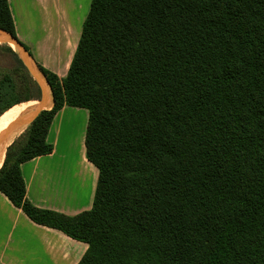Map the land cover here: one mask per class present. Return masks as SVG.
Here are the masks:
<instances>
[{"label":"trees","instance_id":"16d2710c","mask_svg":"<svg viewBox=\"0 0 264 264\" xmlns=\"http://www.w3.org/2000/svg\"><path fill=\"white\" fill-rule=\"evenodd\" d=\"M0 30L18 41L7 0ZM35 65L52 105L6 147L0 193L86 244L78 264H264V0H91L65 78ZM39 100L1 43L0 128ZM64 106L87 111L98 172L72 217L34 207L20 170Z\"/></svg>","mask_w":264,"mask_h":264},{"label":"crops","instance_id":"0c3cea01","mask_svg":"<svg viewBox=\"0 0 264 264\" xmlns=\"http://www.w3.org/2000/svg\"><path fill=\"white\" fill-rule=\"evenodd\" d=\"M7 1L16 38L34 63L65 78L91 0ZM51 105L50 98L47 109ZM25 110L9 117L0 131ZM87 119L86 110L64 106L48 131L52 153L20 166L26 199L34 207L69 217L91 209L98 172L85 158ZM86 250V244L32 223L0 193V264H78Z\"/></svg>","mask_w":264,"mask_h":264},{"label":"water","instance_id":"95a60500","mask_svg":"<svg viewBox=\"0 0 264 264\" xmlns=\"http://www.w3.org/2000/svg\"><path fill=\"white\" fill-rule=\"evenodd\" d=\"M5 43L12 47V49L17 53L24 66L30 75L35 79L41 92L40 100L38 101L41 105L38 107L36 114L30 120H21V115L19 118L8 126V128L0 133V149L2 147L6 148L12 140L28 125H30L34 119L40 114L41 111L46 110L42 106V99L44 92L42 89V84L40 83L39 76L37 74L36 65L28 52L23 48V46L15 40L10 34L5 31L0 30V44ZM40 109V110H39Z\"/></svg>","mask_w":264,"mask_h":264},{"label":"rangeland","instance_id":"374dc122","mask_svg":"<svg viewBox=\"0 0 264 264\" xmlns=\"http://www.w3.org/2000/svg\"><path fill=\"white\" fill-rule=\"evenodd\" d=\"M12 48V47H11ZM37 70V74L39 76V79H40V83L42 84V89H43V92H44V96H43V99H42V107L44 109H47V105L50 103V90L48 88V85L44 79V77L39 73L38 69L36 68ZM40 97H41V92H40ZM33 102H36V101H33ZM41 104L37 101L35 104H33L32 106L28 107L22 114H21V120H30L35 114H36V111L38 110V107L40 106ZM40 110V109H39ZM69 128V126H67ZM1 133V131H0ZM79 136V133L77 134ZM66 145V144H65ZM65 145H63V147L65 148ZM76 148L80 147V144H79V139H78V143H77V146H75Z\"/></svg>","mask_w":264,"mask_h":264},{"label":"bare ground","instance_id":"6f19581e","mask_svg":"<svg viewBox=\"0 0 264 264\" xmlns=\"http://www.w3.org/2000/svg\"><path fill=\"white\" fill-rule=\"evenodd\" d=\"M49 104H50V103H49ZM48 107H49V106L47 105V108H48ZM9 123H10V122H9ZM9 123H8V124H9ZM8 124H7V125H8ZM4 150H5V148L2 147V148L0 149V153H4Z\"/></svg>","mask_w":264,"mask_h":264}]
</instances>
